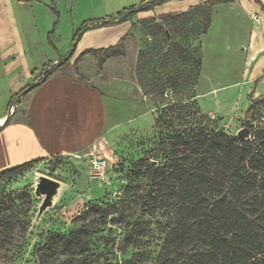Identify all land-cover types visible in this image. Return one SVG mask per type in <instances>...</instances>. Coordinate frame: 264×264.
Segmentation results:
<instances>
[{
	"label": "rangeland",
	"instance_id": "obj_1",
	"mask_svg": "<svg viewBox=\"0 0 264 264\" xmlns=\"http://www.w3.org/2000/svg\"><path fill=\"white\" fill-rule=\"evenodd\" d=\"M143 1H154L153 7L138 13L158 14L156 18L134 21L118 43L92 52L95 60L87 65V75L105 87L110 104L108 128L100 142L77 157L44 158L23 174L0 177V216L12 214L30 228L27 246L14 264H38L36 250L47 233H68L82 224L81 214L92 205H115L124 197L135 164L153 156L154 119L165 103L190 93L212 127L236 135L248 126L245 111L253 95L257 98L253 126L264 127V0H24L17 9L28 20L31 32L38 31L40 57L50 58L56 48L62 53L72 50L75 32L83 23L114 16ZM170 12L176 15L158 17ZM175 42L188 48V53L196 47L201 52L197 82L182 91H173L169 78L182 75L177 80L181 82L193 65L191 56L184 60L187 52L173 50ZM95 160H105L106 166L96 167ZM37 173L66 183L67 189L34 224L42 201L34 193ZM136 181L134 193L149 189L145 177ZM131 207L150 231L137 245L129 246L126 254L120 246L128 231L123 222L111 219L116 213L107 220L100 214L86 218L90 226L99 224L91 228L101 262L107 258L125 264L138 252L140 264H155L171 208L161 204L153 213L136 203Z\"/></svg>",
	"mask_w": 264,
	"mask_h": 264
},
{
	"label": "trees",
	"instance_id": "obj_2",
	"mask_svg": "<svg viewBox=\"0 0 264 264\" xmlns=\"http://www.w3.org/2000/svg\"><path fill=\"white\" fill-rule=\"evenodd\" d=\"M153 4L154 1H143L125 7L114 16L83 23L75 32L69 54L50 69V64H45L37 75L40 79L22 88L15 98L30 93L51 77L59 65L70 59L86 31L128 20ZM175 15L170 12L158 17ZM207 29L208 25L203 32ZM171 47L178 54L187 52L184 60L189 61L191 56L193 67L188 69L185 78L181 82L177 80L182 75L169 78L173 91L187 90L199 77L201 52L196 47L188 53V48L179 42L172 43ZM34 73L37 74L36 70ZM190 95L157 109L153 156L135 164L124 197L115 205H92L81 214L82 224L68 233H47L36 250L38 264H117L107 258L100 261L99 245L95 244L91 228L99 224L90 226L91 221L87 222L86 218L100 214L107 220L116 213L111 219L123 222L128 231L120 246L126 254L131 250L129 246L137 245L150 231L149 225L131 207L133 203L152 209L153 213L161 204L168 203V209L171 208L155 264H264V127L256 129L252 123L257 98L250 96V105L245 111L251 138L240 141L236 135L212 127L210 118L201 113ZM160 158L163 163L159 162ZM42 159L2 169L0 177L23 174ZM141 177L147 179L149 189L142 194L134 193L136 180ZM27 230L30 231L29 224H23L19 217L7 213L0 216V264H14L27 246ZM139 255L133 253L125 264H140Z\"/></svg>",
	"mask_w": 264,
	"mask_h": 264
},
{
	"label": "crops",
	"instance_id": "obj_3",
	"mask_svg": "<svg viewBox=\"0 0 264 264\" xmlns=\"http://www.w3.org/2000/svg\"><path fill=\"white\" fill-rule=\"evenodd\" d=\"M23 1L0 0V170L36 158H74L92 150L108 128L110 104L105 87L87 75V65L95 59L86 51L115 45L131 31L134 21L158 15L138 13L88 30L70 59L11 111L14 95L36 83L45 64L55 65L69 54L56 48L50 58L40 57L38 31L31 32L17 9Z\"/></svg>",
	"mask_w": 264,
	"mask_h": 264
},
{
	"label": "water",
	"instance_id": "obj_4",
	"mask_svg": "<svg viewBox=\"0 0 264 264\" xmlns=\"http://www.w3.org/2000/svg\"><path fill=\"white\" fill-rule=\"evenodd\" d=\"M24 94L17 97L20 100ZM237 137L240 141L248 140L251 138L252 130L249 126L242 127L237 132ZM67 189V184L52 178L48 175L37 173L35 177L34 193L37 198L42 199L39 205V210L36 215L34 224L38 223L43 214L49 209L54 207L57 198L61 195L63 190ZM33 224V225H34Z\"/></svg>",
	"mask_w": 264,
	"mask_h": 264
},
{
	"label": "built area",
	"instance_id": "obj_5",
	"mask_svg": "<svg viewBox=\"0 0 264 264\" xmlns=\"http://www.w3.org/2000/svg\"><path fill=\"white\" fill-rule=\"evenodd\" d=\"M18 99L16 98L14 101H13V104L12 106L10 107V110L13 111L16 107H17V103H18ZM95 165L96 167L102 169L106 166V161L105 160H95Z\"/></svg>",
	"mask_w": 264,
	"mask_h": 264
}]
</instances>
